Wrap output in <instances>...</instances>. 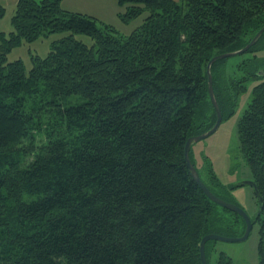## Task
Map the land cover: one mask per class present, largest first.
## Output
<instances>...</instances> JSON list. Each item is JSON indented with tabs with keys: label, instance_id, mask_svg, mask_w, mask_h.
Returning <instances> with one entry per match:
<instances>
[{
	"label": "trees",
	"instance_id": "16d2710c",
	"mask_svg": "<svg viewBox=\"0 0 264 264\" xmlns=\"http://www.w3.org/2000/svg\"><path fill=\"white\" fill-rule=\"evenodd\" d=\"M61 1L18 0L11 31L0 32V264H201L204 236L241 237L245 223L202 193L184 146L215 123L208 62L243 49L264 27V0H115L121 22L142 17L125 37L62 9ZM4 12L0 7V19ZM54 34L63 36L45 58L32 57L27 73L21 60L8 61L22 43ZM261 50L264 33L238 55L249 57L210 68L222 122L247 84H256L237 138L263 204L252 220L259 226L258 264H264ZM189 158L206 188L224 200L209 161L203 176L191 149ZM217 244L206 243L207 264ZM216 264L230 260L219 253Z\"/></svg>",
	"mask_w": 264,
	"mask_h": 264
},
{
	"label": "rangeland",
	"instance_id": "374dc122",
	"mask_svg": "<svg viewBox=\"0 0 264 264\" xmlns=\"http://www.w3.org/2000/svg\"><path fill=\"white\" fill-rule=\"evenodd\" d=\"M115 3L117 2L115 1ZM110 8V12L102 7H92L89 9L90 11L86 12H88V16H96L97 18H94L97 21H100V19L109 20L107 25L112 26L124 37L141 25L142 17L125 24L118 18V13L122 12V8L117 4V15L112 7ZM13 13V8L5 10L3 17L0 19V32L7 34L11 31L10 19ZM62 36V34H54L42 37L30 44L22 43L19 47L10 51L8 61L21 60L27 73L31 68L32 57L45 58L50 52L51 43ZM80 38L86 44L91 45V41L87 37L81 36ZM256 55L258 59H264V50L259 51ZM247 57L249 55L232 57L228 61V65H234ZM255 85V83L247 84L246 91L239 97L238 105L232 117L222 122L218 130L209 138L191 146V156L199 172L203 176L206 175L204 170V159L206 158L212 166L214 175L223 187L221 188L222 191H219L222 198L240 207L251 221L257 216V207L251 188L238 186L241 182L250 181L251 174L239 151L237 123L251 100V92ZM231 187L234 189L231 190ZM258 229V224L252 223L251 232L242 243H218L214 248L215 252L211 253L209 264H216L219 253H224L229 258L230 264H258Z\"/></svg>",
	"mask_w": 264,
	"mask_h": 264
},
{
	"label": "water",
	"instance_id": "95a60500",
	"mask_svg": "<svg viewBox=\"0 0 264 264\" xmlns=\"http://www.w3.org/2000/svg\"><path fill=\"white\" fill-rule=\"evenodd\" d=\"M263 33H264V27H262L256 33V35L251 39V41L243 49H241L237 52H233V53H225V54L217 55V56L213 57L208 62L207 66H206L207 88H208L209 99H210L211 105L213 107V110L215 112V116H216L215 123H214L213 127L210 130H208L206 133L188 138L186 143H185V146H184V161H185L186 167L189 170L193 181L196 183V185L199 187V189L202 191V193L212 203H214L218 207L225 209L227 211H230L232 213H235L238 216H240L245 223V230H244V233L241 237L229 238V237H224V236H220V235H216V234H208V235L204 236L203 239L201 240L200 248H199L201 264H207L206 258H205V245L207 242L214 241V242L226 243V244L242 243L248 238V236L251 232V228H252L251 219L248 217V215L240 207L216 197L206 188V186L200 180V177L198 176V173L196 172V170L193 167V165L190 161V158H189V152H190L191 146L193 144L198 143L200 141H203V140L209 138L211 135H213L218 130V128L222 122L221 112H220L218 104L216 103V100L214 98V93H213V88H212V79H211V75H210V68H211L212 64H214L218 60L229 59V58L244 54L257 42V40L261 37V35ZM238 186L239 187L247 186V187L251 188L253 196L256 198L257 205H258L257 216H260L261 211L263 210V204H262V198L260 197V195L258 193V190L256 188L255 183L253 181H244V182L239 183Z\"/></svg>",
	"mask_w": 264,
	"mask_h": 264
},
{
	"label": "crops",
	"instance_id": "0c3cea01",
	"mask_svg": "<svg viewBox=\"0 0 264 264\" xmlns=\"http://www.w3.org/2000/svg\"><path fill=\"white\" fill-rule=\"evenodd\" d=\"M17 1L18 0H0V7H3L5 10L11 9V8L14 9ZM60 5H61L62 9L66 10V11L81 13L84 15L85 14L88 15V12H86V11H90L89 9L92 7H102L105 10H107L108 12H110V10H111L110 7H112L115 14L117 15V9H116L117 3H115L114 0H62ZM77 8H79L81 10H78ZM90 15H92V14H90ZM93 17H96V16L93 15ZM100 22H102L104 24H109V20L100 19Z\"/></svg>",
	"mask_w": 264,
	"mask_h": 264
}]
</instances>
